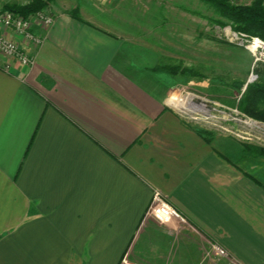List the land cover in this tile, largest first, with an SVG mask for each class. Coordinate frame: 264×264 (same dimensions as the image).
<instances>
[{
	"label": "crops",
	"instance_id": "1",
	"mask_svg": "<svg viewBox=\"0 0 264 264\" xmlns=\"http://www.w3.org/2000/svg\"><path fill=\"white\" fill-rule=\"evenodd\" d=\"M46 11L54 24L34 28L41 45L7 33L33 66L0 70V264H121L127 253L173 264L197 258L191 226L243 264H264V157L181 119L120 11L100 0ZM156 194L187 220L171 224L185 250L150 213Z\"/></svg>",
	"mask_w": 264,
	"mask_h": 264
},
{
	"label": "rangeland",
	"instance_id": "2",
	"mask_svg": "<svg viewBox=\"0 0 264 264\" xmlns=\"http://www.w3.org/2000/svg\"><path fill=\"white\" fill-rule=\"evenodd\" d=\"M100 1L120 11L119 14L115 12L120 21L119 27L141 63L170 80L172 93L168 102L180 100L182 103L183 100L190 99L188 96L204 101L211 106L210 113L213 117L203 120L201 124L205 127L200 130L211 132L213 135L232 137L230 133L222 130L227 127L233 132L252 134L253 140H245L246 144L264 147V127L252 129V121L257 120L241 112L238 107L247 87L258 81L257 70L264 67V62H256L250 51L228 40L226 30L232 27L217 26L215 20L225 23H228V20L222 17L214 6L200 0ZM231 1L235 4L250 5L255 0ZM166 66L189 68L194 74L173 76L162 69ZM252 76L255 78H251ZM242 83L243 87L239 88L238 85ZM189 105L179 108L193 107ZM196 108H201L200 104L196 105ZM182 218L186 223L173 218L165 226L174 240L173 246L185 250L189 245L186 236L177 233V229L174 233V227L171 226L176 220L180 224H188L187 220ZM190 228L201 238V241L197 242V258L189 257V254L184 255L183 252L179 263L243 264L222 245L227 255L219 256L210 243L220 245L218 242L205 239L192 226ZM191 246L195 249L194 245ZM123 260H126L127 264H137L130 259L128 253L121 264H124ZM177 260L173 264H179Z\"/></svg>",
	"mask_w": 264,
	"mask_h": 264
},
{
	"label": "built area",
	"instance_id": "3",
	"mask_svg": "<svg viewBox=\"0 0 264 264\" xmlns=\"http://www.w3.org/2000/svg\"><path fill=\"white\" fill-rule=\"evenodd\" d=\"M53 24L54 17L46 10L39 11L30 15H23L17 11L0 8V70L2 72L9 73L15 65L29 68L34 64V57L30 55L23 47H21V45L17 41L8 38V31H12L14 34L22 37L26 42L30 44L39 46L43 42V38L35 33L34 28L36 26L49 28ZM226 34L230 42L236 43L239 46L244 47L248 51H250L255 57L256 62H264L263 39L255 36H250L246 33L233 31L231 28L226 30ZM251 78L254 79L255 77L252 76ZM187 98H190L189 104H193V107H183L181 109H177L173 105H169L187 124L193 125L198 129L205 127L202 126L201 122L203 120H209L213 117V114L210 113L211 106L208 103L200 101L193 96H188ZM198 104H200L201 107L198 108L199 110L196 108V105ZM250 126H252V129L255 130V128H259V126L262 125H259L256 121H252V125ZM222 130L230 133L233 137L243 142L245 140H253L252 134L249 135L248 133H243L241 131L233 132L227 127H223ZM150 213L164 225L168 224L169 221L173 218H178L183 223H186L181 215H179L170 205H168L161 199L159 194H156ZM210 243L219 256L224 257L227 255L226 250L221 245L213 244L212 242ZM125 261L126 260H123V263L127 264L125 263Z\"/></svg>",
	"mask_w": 264,
	"mask_h": 264
},
{
	"label": "trees",
	"instance_id": "4",
	"mask_svg": "<svg viewBox=\"0 0 264 264\" xmlns=\"http://www.w3.org/2000/svg\"><path fill=\"white\" fill-rule=\"evenodd\" d=\"M55 0H32L24 5H7L6 9L17 11L23 15H30L39 11L46 10ZM214 6L222 17L228 20L225 23L215 20L217 26L223 28L231 26L234 31L246 33L250 36L259 37L264 40V0H255L250 5L235 4L231 0H200ZM72 15L79 18L77 12ZM170 75L194 74L193 70L181 66H166L162 68ZM259 79L250 84L243 96L239 100V110L250 118L264 122V67L257 70ZM243 87V83L238 85ZM201 134H212L199 129ZM208 140V138H206ZM244 148L255 155L264 157V147L244 143Z\"/></svg>",
	"mask_w": 264,
	"mask_h": 264
},
{
	"label": "bare ground",
	"instance_id": "5",
	"mask_svg": "<svg viewBox=\"0 0 264 264\" xmlns=\"http://www.w3.org/2000/svg\"><path fill=\"white\" fill-rule=\"evenodd\" d=\"M184 101L186 102V104H182V103H184ZM189 101H190V99L183 100L182 103L180 102L179 106H180V107H182V105H183V106H184V105H185V106H186V105L188 106ZM178 103H179V102H178ZM192 105H193V104H192ZM189 106H190V105H189Z\"/></svg>",
	"mask_w": 264,
	"mask_h": 264
},
{
	"label": "water",
	"instance_id": "6",
	"mask_svg": "<svg viewBox=\"0 0 264 264\" xmlns=\"http://www.w3.org/2000/svg\"><path fill=\"white\" fill-rule=\"evenodd\" d=\"M259 125H262V126H264V123H262V122H259V121H256Z\"/></svg>",
	"mask_w": 264,
	"mask_h": 264
}]
</instances>
